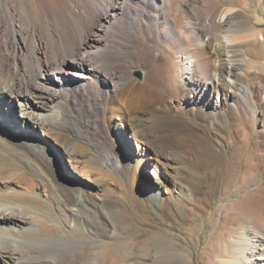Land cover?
Instances as JSON below:
<instances>
[{"label": "bare ground", "instance_id": "6f19581e", "mask_svg": "<svg viewBox=\"0 0 264 264\" xmlns=\"http://www.w3.org/2000/svg\"><path fill=\"white\" fill-rule=\"evenodd\" d=\"M0 264H264V0H0Z\"/></svg>", "mask_w": 264, "mask_h": 264}, {"label": "rangeland", "instance_id": "374dc122", "mask_svg": "<svg viewBox=\"0 0 264 264\" xmlns=\"http://www.w3.org/2000/svg\"><path fill=\"white\" fill-rule=\"evenodd\" d=\"M139 71H142V70H135L134 72H133V75H134V77H136L138 80H142L143 79V76L141 77V74H140V72ZM140 78V79H139ZM184 88H186V85H185V87ZM169 95V96H168ZM166 96V97H165ZM164 96V99L165 100H167V101H169L170 99L172 100L173 98H172V95L171 94H169V93H167L166 95ZM170 97V98H169ZM169 98V99H168ZM170 100V101H171ZM159 105H161V104H159ZM162 106V105H161ZM161 106H160V108H161ZM114 115H115V111H114V109H112V108H110V110H108V117L111 119V118H113L114 117ZM76 115H74L73 114V117H75ZM72 117V118H73ZM75 118H79V117H75ZM74 118V119H75ZM73 119V121H72V119L70 118V119H68V123L71 125V123H72V125L71 126H74V125H76L77 127H78V125H80L79 126V128H81V127H83L84 125V122H83V119H78V121L75 119L74 120ZM71 121V122H70ZM77 123H76V122ZM78 122L80 123V124H78ZM83 125V126H82ZM76 126H74V127H76ZM85 127V126H84ZM84 127L82 128V129H84ZM131 135V133L129 132L128 133V142L130 143L129 145H125V144H123V143H121L120 144V147H121V149L124 151V152H126V154H128L129 155V153H130V151L129 150H131V148H136L137 146H138V143L136 142V140H135V138H132V137H129ZM125 141H126V139H124ZM127 142V141H126ZM125 142V143H126ZM256 142H257V140L255 139V138H252L251 139V143H250V145H249V147H250V149L251 148H253L255 145H256ZM57 156L58 155H56V158H57ZM107 161H109V163L112 165V171L110 172V173H107V176H108V178H110L109 180H111V181H113L115 184H118L117 182H122V181H127V179H126V177L127 176H130L131 178L130 179H132V178H134V175L133 174H128V173H124V170H123V168L122 167H119V168H116L115 167V165L113 164V160H112V158H110L109 156H108V158H107ZM57 162H58V169H60L61 171H62V175H64V174H66V171H65V169H64V167H62L63 166V164H62V162L61 161H59V160H57ZM64 171H63V170ZM124 173V174H123ZM137 176H138V181H136V186L138 187V186H140V182H142V184L145 186V184H147V181L148 180H151V177H152V171H149V170H147L146 172L144 171V170H140V172L137 174ZM149 176V177H148ZM124 179V180H123ZM140 179V180H139ZM124 183V182H123ZM127 183V182H126ZM135 183V182H134ZM129 188H131V187H129ZM201 236H202V234H201V232H199V234H198V236H197V240L199 241V239L201 238ZM199 247H198V250L200 251V249H201V245L199 244L198 245ZM190 251V250H189ZM190 253H192V250L190 251ZM190 261H192V259H193V256H190V258H188Z\"/></svg>", "mask_w": 264, "mask_h": 264}]
</instances>
